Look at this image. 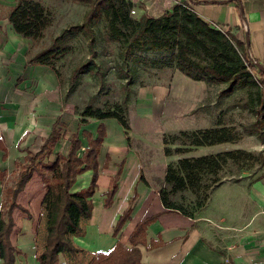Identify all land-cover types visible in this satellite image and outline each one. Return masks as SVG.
<instances>
[{"label": "trees", "instance_id": "1", "mask_svg": "<svg viewBox=\"0 0 264 264\" xmlns=\"http://www.w3.org/2000/svg\"><path fill=\"white\" fill-rule=\"evenodd\" d=\"M70 1L84 7L79 22L61 28L49 38L45 46L34 52L30 50V47L43 37L52 23L48 7L40 0H14L11 6H0V18L7 21L13 32L29 39L30 44L25 51V64L46 66L56 78L59 76L57 64L68 52L65 38L75 34H81L85 38L87 56L69 70L66 78L67 91H72L82 73L91 74L97 79L98 85L102 86V67L94 61L96 43L100 40L117 44L118 71L124 79L123 95L119 103L114 104L111 110L94 107L93 99L87 102L77 113V130L87 122L86 118L97 120L113 118L121 126L128 146L130 138L125 102L127 92L130 90L129 85L134 81L137 71L132 63L150 61L166 67H174L191 80H201L207 85L221 84L223 87L218 93L222 95L231 93L237 88H246L249 93L248 102L255 106V119L247 127L243 126L242 130L247 134L261 137L264 118V72L258 71L247 60L242 39H236L228 31L214 27L201 18L187 0L172 3L168 9L156 16L141 13L136 17L130 14L134 7L131 0ZM231 2L236 4L233 0ZM138 53H155L164 57L153 61L146 55H138ZM255 59L264 62V48L261 59ZM64 101V97L61 96L62 105ZM63 126L57 116L38 149L35 152L26 151L22 160L14 161L12 186L2 188L0 264H14V257L20 254V250L10 240L13 227L12 211L18 209L28 217L26 209L16 202V197L33 173L40 176L49 191L44 246L40 252L41 264H57L59 253L74 256L79 251L69 237V230L72 227L69 207L73 205L78 212L81 211L76 198H88L93 193L97 175L96 156L105 131L101 123L97 124L94 136L87 130L81 129L79 134L85 138L86 145L80 154H78L79 136L77 132H74L68 139L65 155H57L53 160H48ZM225 131L224 128L196 129L190 134L188 143L193 146L212 145L231 139L223 135ZM0 148L4 156L5 150L1 144ZM247 156L248 154L239 150H228L177 160L174 167L167 168L163 188L157 191L161 205L168 211L192 217L193 212L201 209L206 203L214 187L225 179L236 181L240 178L239 173L232 174V170L240 167L237 161L241 157L247 159ZM258 157L261 156L258 155ZM107 160L105 156L103 166H106ZM57 166L58 174L49 184L45 172H50ZM116 167L103 193L104 208L111 204L121 162ZM222 168H224L223 171ZM85 170H91L88 185L72 193L70 188L75 176ZM4 174V171H0L1 182ZM139 180L142 181L140 173ZM184 190L189 191L193 197L191 207L187 204L183 206L177 201L178 198H182L177 194ZM132 199L133 196L128 199V206L118 214L112 226V236L116 235L123 222L129 218ZM90 207V201H87L82 211L83 217L89 216ZM155 218L156 215H151L133 226L127 238L129 247H125L116 240L108 250L96 253L88 264H138L140 252L137 244L144 246L145 249L163 244L159 238H150L148 243L145 242V228Z\"/></svg>", "mask_w": 264, "mask_h": 264}, {"label": "crops", "instance_id": "2", "mask_svg": "<svg viewBox=\"0 0 264 264\" xmlns=\"http://www.w3.org/2000/svg\"><path fill=\"white\" fill-rule=\"evenodd\" d=\"M131 1L140 14L156 16L168 9L172 3L182 0ZM243 1H245V15H257V18L251 20L246 18V23L251 54L260 60L264 48V18L260 16V12L264 10V0ZM13 3L14 0H0V6L3 7L11 6ZM207 5H211V7H207ZM191 7L204 20H207L204 17H213L212 21L222 23L223 26L219 28L228 31L236 39L243 40L241 21L233 9L237 8L233 2L191 4ZM224 11L225 14L221 18ZM29 44V39L13 32L7 21L0 18V144L5 150L3 156V151L0 148V171H4V178L14 175V161L22 160L26 151L35 152L38 149L57 116H59V121L70 130L69 137L77 132L79 140L83 138L84 145L79 147L81 150L85 147L86 141L79 134L80 130H87L94 136L97 124L101 123L104 126L105 136L96 156L97 175L93 193L88 198H76L81 206V211L78 212L73 205L69 207L72 224L69 237L80 252L93 257L96 253L111 248L116 240L125 247H129L127 238L133 226L146 217L156 215V218L145 228V242L148 243L150 238H159L163 244L151 249H145L144 246L137 244L140 252L138 264H264V214L260 212L264 203V174L258 185L251 188L250 199L246 200L247 215L251 216L256 205L260 221L246 222L243 212H238L237 207L230 211L220 209L219 220L223 219L225 215L226 219H229L228 223L237 221V224L244 225V228L237 234L239 241L236 247L231 244L227 245L225 249L213 248L208 239H205L203 224H198L199 227H197L196 222L200 219L166 210L160 203L158 192L147 183L144 176L140 174L142 181L139 180L138 157L127 146L122 128L115 119H93V122L90 123L91 129L80 126L77 130L73 114L65 106V103L61 104V96H59L54 73L43 65L25 64V51ZM166 69L170 72L162 80L163 84H156L146 89L141 88L139 91L140 102L137 116L145 121L149 122L150 119L159 118L162 115L168 97L179 102L185 100L186 97V104L192 101L196 105L205 94L203 81L191 80L174 67H166ZM187 86L193 87L194 90L188 92ZM182 96L184 98L181 99ZM143 99H146V103H142ZM157 106H160L159 110ZM184 108L189 110L191 106L188 108L183 105L181 109ZM169 115L165 114L166 117ZM66 150L67 147L64 154L60 155H65ZM105 156L108 160L106 166H103ZM120 162L121 167L111 204L104 208L102 206L103 193L107 189L109 178L113 176L116 166ZM90 177L91 170L77 174L70 191L74 193L86 187ZM42 187L44 184L40 176L33 173L18 193L16 202L23 207L18 202L20 194L28 190L31 196L36 197ZM2 188L0 181V210L3 203ZM131 196L133 199L130 203L129 218L123 222L116 235L112 236V226L118 214L128 206V199ZM87 201H90L91 205L89 216L83 217V204H86ZM23 208L25 209V207ZM210 210L211 207L205 211L203 216L214 217V213ZM19 214L25 215L18 209L12 211L13 227L10 240L15 227L21 231L26 230L28 217L25 215L22 218ZM27 261L28 264H32L34 260L28 258Z\"/></svg>", "mask_w": 264, "mask_h": 264}, {"label": "rangeland", "instance_id": "3", "mask_svg": "<svg viewBox=\"0 0 264 264\" xmlns=\"http://www.w3.org/2000/svg\"><path fill=\"white\" fill-rule=\"evenodd\" d=\"M43 5L47 6L51 13L52 23L44 32L43 37L30 47L32 52L38 48L45 46L49 38L54 36L61 28L68 24L79 22L81 14L84 10L82 5L72 3L70 0H40ZM244 2L241 0V7L245 15ZM201 6V5H200ZM198 7V6H193ZM211 7V5H207ZM246 8H248L246 6ZM238 18H240L238 8H233ZM130 14L137 16L140 14L133 7ZM231 11V10H230ZM225 14V11L222 14ZM215 16V15H214ZM260 16L264 18V10L260 12ZM208 22L216 27H222L220 21H212L213 17H204ZM254 19L257 15L249 14L244 16ZM206 20V21H207ZM217 22V23H214ZM249 39V35H248ZM64 42L68 45L67 54L58 62L57 71L59 73L57 87L59 96L64 97L65 106L77 119L79 110L91 99L93 106L102 110H111L114 104L119 103L122 95V83L124 79L121 77L118 67L119 59L117 57V44L105 43L98 40L96 43L95 63L100 64L103 71V85L99 86L97 79L89 73H82L78 78V83L72 89L67 91L66 78L69 70L76 63L82 61L87 56L86 40L81 34L70 35L65 38ZM148 59L155 61L163 59V55L159 56L155 53L142 54ZM264 66V62H260ZM137 68L134 81L129 85L126 100V114L129 124V142L128 146L136 153L140 174L144 176L147 183L156 191H160L164 185V174L168 167H174L177 160L182 158L198 157L201 155L213 154L220 151H242L248 154L247 159L242 157L237 161L240 166L232 170V174L239 173L240 178L236 181L225 179L218 186L214 187L209 195L208 200L201 209L193 212L191 218L200 219L196 224H203V232L205 239L216 249H225L227 245H238L239 239L237 234L244 225L237 224V221L228 223L225 215L219 220L218 212L220 209L230 211L237 207L238 212H243L246 222L260 221L258 219V207L255 205L251 216L246 212V200L250 199L249 193L251 188L258 185L259 180L264 176V118L262 125V134L258 138L255 134H247L242 130L243 126H248L254 121V104L248 102L249 93L246 88L241 87L233 92L222 95L218 91L223 85H207L205 84L204 96L201 101L195 103L185 100L179 102L166 98L162 115L149 120L141 119L137 116L139 108V91L141 88H151L156 84H163L170 71L166 66L160 63L150 61H139L132 63ZM194 88L187 86V91L191 92ZM184 96L181 97V99ZM146 103V99L142 100ZM248 103V104H247ZM185 105L191 109H181ZM158 110L160 106L158 107ZM167 109V110H166ZM172 109V111H170ZM173 114H172V113ZM170 115L168 117L165 114ZM87 123L82 128H90L93 118H86ZM207 128H224L225 137L231 139L222 141L212 145L193 146L188 143L190 134L196 129ZM70 130L67 126L61 128L60 137L56 142L49 160H53L57 155L64 154L68 144ZM81 137V136H80ZM80 147L84 145L83 138H80ZM81 148L78 151L80 154ZM258 155L261 157L259 158ZM224 168H222V171ZM220 173V172H218ZM58 174V166L56 169L45 172V176L51 184ZM261 175H263L261 177ZM14 175L3 179L2 187L12 186ZM44 184V183H43ZM247 194V195H246ZM178 202L183 206L191 207L192 195L189 191H182L177 194ZM79 199V198H78ZM49 191L44 187L39 190L36 197L31 196L28 190H25L18 197V202L25 207L28 212L26 230L14 228L11 235V241L16 245L21 253L14 257V264H28L27 259L32 258V264H41L40 252L44 246L45 223L48 213ZM17 201V200H16ZM210 203V206H209ZM253 203L255 204L254 200ZM187 204V205H186ZM218 204L223 205L220 207ZM228 206V207H227ZM211 207L214 217L206 218L204 213ZM213 207V208H212ZM220 207V208H219ZM257 207V208H255ZM85 208V204H83ZM22 218L23 214H19ZM247 215V216H246ZM27 217V216H26ZM16 218V215H15ZM226 219V220H225ZM199 227V225L197 226ZM28 239V240H27ZM26 241V242H25ZM229 248V247H228ZM91 255L83 252H76L74 256L58 254L57 264H87L91 259Z\"/></svg>", "mask_w": 264, "mask_h": 264}, {"label": "water", "instance_id": "4", "mask_svg": "<svg viewBox=\"0 0 264 264\" xmlns=\"http://www.w3.org/2000/svg\"><path fill=\"white\" fill-rule=\"evenodd\" d=\"M187 1L190 4H201V3L224 4L226 2H230L231 0H187ZM233 1L236 3V6L239 10L242 33H243L244 51L246 58L258 71L264 72V66L253 57L249 48L248 27L242 11L241 1L240 0H233Z\"/></svg>", "mask_w": 264, "mask_h": 264}, {"label": "built area", "instance_id": "5", "mask_svg": "<svg viewBox=\"0 0 264 264\" xmlns=\"http://www.w3.org/2000/svg\"><path fill=\"white\" fill-rule=\"evenodd\" d=\"M130 12H132V10ZM213 26L216 27L215 25H213ZM217 28H219V27H217ZM260 212L264 214V203L261 206Z\"/></svg>", "mask_w": 264, "mask_h": 264}]
</instances>
